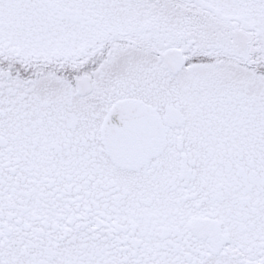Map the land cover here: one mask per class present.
<instances>
[{
	"label": "snow or ice",
	"instance_id": "obj_1",
	"mask_svg": "<svg viewBox=\"0 0 264 264\" xmlns=\"http://www.w3.org/2000/svg\"><path fill=\"white\" fill-rule=\"evenodd\" d=\"M0 264H264V0H0Z\"/></svg>",
	"mask_w": 264,
	"mask_h": 264
}]
</instances>
